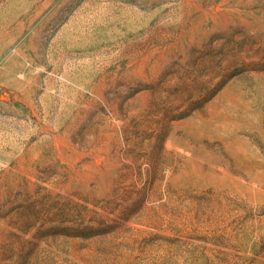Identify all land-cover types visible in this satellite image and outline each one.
<instances>
[{
  "label": "rangeland",
  "instance_id": "obj_1",
  "mask_svg": "<svg viewBox=\"0 0 264 264\" xmlns=\"http://www.w3.org/2000/svg\"><path fill=\"white\" fill-rule=\"evenodd\" d=\"M0 264H264V0H0Z\"/></svg>",
  "mask_w": 264,
  "mask_h": 264
}]
</instances>
